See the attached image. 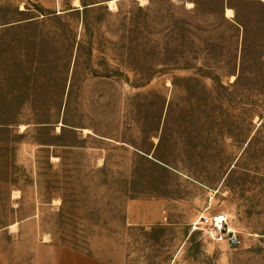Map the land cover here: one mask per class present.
I'll return each mask as SVG.
<instances>
[{"label":"rangeland","instance_id":"374dc122","mask_svg":"<svg viewBox=\"0 0 264 264\" xmlns=\"http://www.w3.org/2000/svg\"><path fill=\"white\" fill-rule=\"evenodd\" d=\"M74 1L0 0V181L32 240L264 264V0ZM221 211L239 244L200 223Z\"/></svg>","mask_w":264,"mask_h":264},{"label":"crops","instance_id":"0c3cea01","mask_svg":"<svg viewBox=\"0 0 264 264\" xmlns=\"http://www.w3.org/2000/svg\"><path fill=\"white\" fill-rule=\"evenodd\" d=\"M233 75L236 79L231 85L238 81L237 74ZM31 207L30 197L24 195L23 189L7 178L0 181V238L4 239L0 243V264H126V257L81 250L52 238L32 240L36 227L31 220L38 215V206L33 211Z\"/></svg>","mask_w":264,"mask_h":264},{"label":"built area","instance_id":"2783aa9c","mask_svg":"<svg viewBox=\"0 0 264 264\" xmlns=\"http://www.w3.org/2000/svg\"><path fill=\"white\" fill-rule=\"evenodd\" d=\"M200 223L204 225L211 239L227 241L230 245L240 243V235L230 226L227 213L221 211L215 215H203Z\"/></svg>","mask_w":264,"mask_h":264},{"label":"bare ground","instance_id":"6f19581e","mask_svg":"<svg viewBox=\"0 0 264 264\" xmlns=\"http://www.w3.org/2000/svg\"><path fill=\"white\" fill-rule=\"evenodd\" d=\"M141 3L144 5L145 3H147V0H142L141 1ZM107 4H108V6H110V9H113L114 8V10L116 9L117 10V0H110L109 2H107ZM188 5L189 6H193V4L192 3H188ZM74 6H75V8L77 7L78 9H81V8H83V5H81V3H80V1L79 0H75L74 1ZM226 17H228V18H234L235 17V13H234V11L232 10V9H230V8H228V9H226ZM63 124H61V126H62ZM26 127L27 126H22V128L24 129H26ZM60 129V128H59ZM83 132H85V133H91L92 131L90 130V129H84V131ZM84 133V134H85ZM87 134V135H88ZM91 134H93V133H91ZM17 227V226H16ZM48 240V237H45V241H47ZM49 241V240H48Z\"/></svg>","mask_w":264,"mask_h":264}]
</instances>
